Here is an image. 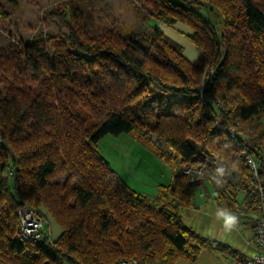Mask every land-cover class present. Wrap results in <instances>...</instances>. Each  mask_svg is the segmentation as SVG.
I'll list each match as a JSON object with an SVG mask.
<instances>
[{
	"label": "trees",
	"instance_id": "16d2710c",
	"mask_svg": "<svg viewBox=\"0 0 264 264\" xmlns=\"http://www.w3.org/2000/svg\"><path fill=\"white\" fill-rule=\"evenodd\" d=\"M202 7L221 18L222 33ZM145 8L147 19L189 25L199 57L188 59L158 26L92 34L73 0L48 11L66 32L0 50V264H115L122 256L174 264L227 249L184 221L179 207L193 203L206 178L191 179L179 164L204 166L213 179L234 169L239 182L218 193L220 208L234 211L242 190L260 216L242 154L259 159L264 179V0H145ZM0 16H10L1 1ZM151 100L157 110L146 109ZM121 133L172 166L157 195L133 189L100 152L105 135ZM24 204L47 209L61 236L40 245L17 239Z\"/></svg>",
	"mask_w": 264,
	"mask_h": 264
},
{
	"label": "rangeland",
	"instance_id": "374dc122",
	"mask_svg": "<svg viewBox=\"0 0 264 264\" xmlns=\"http://www.w3.org/2000/svg\"><path fill=\"white\" fill-rule=\"evenodd\" d=\"M0 1L6 3L10 12L7 18L0 16V50L19 40H30L36 35L48 38L66 32L48 11L52 8L66 10L68 0ZM73 4L81 10L82 24L92 34L101 33L107 27H115L126 35L137 36L157 25L154 18L147 19L145 0H73ZM198 12L211 19L218 33H222L221 18L215 12L205 7L199 8ZM158 25L162 26L161 29L174 43L184 48L188 59L193 61L194 57H199L200 47L192 41V34L188 31L192 28L189 25L183 22ZM159 107L160 104L155 100L146 104L147 110H157ZM98 146L122 178L138 192L154 196L158 194L161 184H169L171 181L172 166L165 162L154 148L132 133L107 134L99 141ZM178 167L185 173L184 170L192 165L179 164ZM228 168L230 171L226 170V167L220 170L225 173L228 181L238 179L239 173ZM208 176L206 171L203 177ZM47 222H51V219L48 218Z\"/></svg>",
	"mask_w": 264,
	"mask_h": 264
},
{
	"label": "crops",
	"instance_id": "0c3cea01",
	"mask_svg": "<svg viewBox=\"0 0 264 264\" xmlns=\"http://www.w3.org/2000/svg\"><path fill=\"white\" fill-rule=\"evenodd\" d=\"M158 24L166 25L164 22H157L154 26L161 28L162 26ZM188 31L193 34L192 29ZM195 60L194 57L193 61ZM221 171L215 174L214 179L208 176L205 179V187L199 186L194 190L193 203L180 206L179 211L188 225L202 235L226 244L227 249L204 248L194 262L181 257L174 264H244L249 256L259 251L256 235L259 215L245 206V192L237 191L235 198L237 208L234 211L220 208L218 193L228 192V178ZM239 179L240 176L231 182L237 184ZM45 213L51 219V222L46 223L47 230L54 239H58L63 229L47 210Z\"/></svg>",
	"mask_w": 264,
	"mask_h": 264
},
{
	"label": "built area",
	"instance_id": "2783aa9c",
	"mask_svg": "<svg viewBox=\"0 0 264 264\" xmlns=\"http://www.w3.org/2000/svg\"><path fill=\"white\" fill-rule=\"evenodd\" d=\"M211 72L213 69L210 70ZM218 105L221 106L220 103ZM219 128H224L221 122H218ZM229 134L232 138L238 136V131L234 126L228 128ZM2 139L0 138V144ZM247 165L253 173V178L258 184L260 200H261V214L256 222V235L259 245V251L249 256L244 264H264V179L260 177L259 159L247 149L243 150L242 154ZM191 179H200L206 172L204 166H192L184 170ZM19 224L15 237L19 240H29L36 245H40L43 238H48L50 242L55 239L47 230L46 223L48 220L47 215L31 206L24 204L18 207ZM115 264H141L139 260L133 257L122 256L118 258Z\"/></svg>",
	"mask_w": 264,
	"mask_h": 264
}]
</instances>
